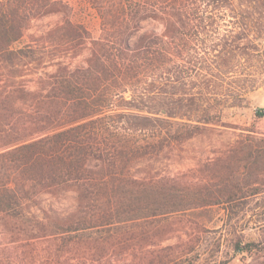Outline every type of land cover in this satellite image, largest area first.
I'll return each instance as SVG.
<instances>
[{
    "label": "trees",
    "instance_id": "16d2710c",
    "mask_svg": "<svg viewBox=\"0 0 264 264\" xmlns=\"http://www.w3.org/2000/svg\"><path fill=\"white\" fill-rule=\"evenodd\" d=\"M78 1L99 36L62 0H0V264L39 240L46 264H264L263 135L182 175L134 171L264 84V0ZM66 191L67 214L34 211Z\"/></svg>",
    "mask_w": 264,
    "mask_h": 264
},
{
    "label": "rangeland",
    "instance_id": "374dc122",
    "mask_svg": "<svg viewBox=\"0 0 264 264\" xmlns=\"http://www.w3.org/2000/svg\"><path fill=\"white\" fill-rule=\"evenodd\" d=\"M62 1L70 6L69 14L73 21L85 23L92 30L93 35L99 36V18L93 12L80 5L78 0ZM63 17V12H56L39 18L33 21L29 32L40 34L61 22ZM88 53L89 51L85 50L76 60H83ZM238 77L237 75L235 78L238 79ZM261 105H264V88L262 86L250 91L247 97L242 98L240 106L226 108L224 116L226 126H212L205 132L187 140L176 150L167 152L156 160L139 162L134 166V171L137 174L153 172L161 176L182 175L225 152L248 130L264 136V116L256 111V108ZM74 196L72 191L61 192L58 195L42 194L34 211L41 215L48 212L54 216H63L74 208ZM33 243L31 246L16 244L18 246L17 254L23 260L22 264H46L43 261V256L48 248V243L44 240ZM231 264L242 263L237 259Z\"/></svg>",
    "mask_w": 264,
    "mask_h": 264
},
{
    "label": "built area",
    "instance_id": "2783aa9c",
    "mask_svg": "<svg viewBox=\"0 0 264 264\" xmlns=\"http://www.w3.org/2000/svg\"><path fill=\"white\" fill-rule=\"evenodd\" d=\"M256 111L261 114L262 116H264V105L258 106L256 108Z\"/></svg>",
    "mask_w": 264,
    "mask_h": 264
},
{
    "label": "water",
    "instance_id": "95a60500",
    "mask_svg": "<svg viewBox=\"0 0 264 264\" xmlns=\"http://www.w3.org/2000/svg\"><path fill=\"white\" fill-rule=\"evenodd\" d=\"M262 88H264V85H262Z\"/></svg>",
    "mask_w": 264,
    "mask_h": 264
}]
</instances>
